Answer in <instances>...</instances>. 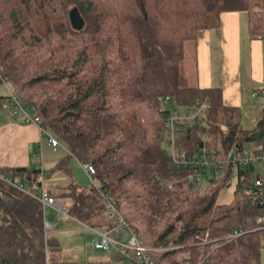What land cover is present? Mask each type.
Masks as SVG:
<instances>
[{
    "label": "trees",
    "instance_id": "obj_1",
    "mask_svg": "<svg viewBox=\"0 0 264 264\" xmlns=\"http://www.w3.org/2000/svg\"><path fill=\"white\" fill-rule=\"evenodd\" d=\"M74 8L82 31L71 26ZM263 9L264 0H0V87L11 92L0 107L13 94L34 111L68 149L57 167L66 175L73 159L96 171V187L51 192L70 218L105 228L109 197L155 264H260L262 208L243 190L262 178L252 163L264 154V115L243 130L222 92L189 85L182 63L186 44L223 13L247 12L252 36L262 35ZM206 101L204 120L183 126L179 139L188 157L206 146L222 167L200 190L189 180L194 168L174 164L168 127L173 112ZM44 175L0 168V264H65L36 198ZM233 178V201L218 203ZM236 231L245 235L231 238Z\"/></svg>",
    "mask_w": 264,
    "mask_h": 264
},
{
    "label": "crops",
    "instance_id": "obj_2",
    "mask_svg": "<svg viewBox=\"0 0 264 264\" xmlns=\"http://www.w3.org/2000/svg\"><path fill=\"white\" fill-rule=\"evenodd\" d=\"M191 46L194 63L187 83L200 89L220 90L223 107L235 112L240 127L246 131L254 130L264 115V33L252 36L247 12H226L221 14L217 28L200 31ZM67 155L69 152L64 149L54 150L41 126L26 124L22 112L13 116L7 108L0 107V168L43 170L50 194L72 183L85 189L96 187L94 177L77 159L70 162L72 176L57 168ZM258 162L257 171L253 166L254 177L264 178V160ZM217 172L210 174V178ZM86 175L91 181L90 186L83 182ZM43 208L50 235L60 239L62 244L65 264H79L81 259L82 264H126L114 253L94 251L91 238L82 232L80 222L64 215V220L58 217V223L53 224L47 217L49 210L59 213L51 207ZM105 216L104 227L107 228L115 219L106 212ZM75 224L77 231L72 230ZM117 230L129 239L125 228L118 227ZM75 232L80 237H74ZM263 245L260 264H264Z\"/></svg>",
    "mask_w": 264,
    "mask_h": 264
},
{
    "label": "built area",
    "instance_id": "obj_3",
    "mask_svg": "<svg viewBox=\"0 0 264 264\" xmlns=\"http://www.w3.org/2000/svg\"><path fill=\"white\" fill-rule=\"evenodd\" d=\"M11 97V105L5 106L11 115L14 116L17 115L18 112H22L25 116L26 124L41 126V121L39 117L34 114L33 110L27 109V107L20 103L18 98L13 94H11ZM208 104V101L204 103L198 102L195 106L186 108L183 113L175 111L169 117L168 129L171 133V139L168 143L169 154L173 157L174 164L177 166L194 168V173L189 177V180L192 182L201 181L205 173H211L217 168L222 169V167H219L211 157L215 154V151H210L206 146L200 148L198 152L191 157H188L184 151H180V148L182 150V147L180 146L181 143L179 142V139L182 136L183 126L194 125V123L204 120L206 111L209 107ZM47 137L54 150L64 149L69 152L55 136L47 133ZM208 139V134H205L204 140L206 141ZM244 154L245 159H243V162L247 163L251 158L249 156L247 157L246 151ZM236 158L237 157L234 156V152H230L227 163L235 162ZM255 159L264 160V154ZM84 167L86 172L91 177L95 176L96 171L93 166L87 165ZM19 188L22 189V187ZM243 192L252 202H259L262 208V213L258 219L260 224L258 229L264 230V178L254 180L253 186L245 188ZM36 198L42 203L43 207H51L59 214L69 217L65 201L51 196L49 184L45 175L42 179L41 192L38 196H36ZM105 208L108 215L117 218V225L115 227L111 229H97L81 223L83 229L82 232L85 235H89L91 238V248L94 251L114 253L118 258L123 259L126 264H155L150 256L151 250L143 246L142 242L131 229L128 222L119 215L116 201L112 198L106 197ZM49 227L50 226L46 225L47 229ZM118 227L125 228L127 230L129 235L128 240H126L125 235L118 232ZM243 235H245L244 231H236L231 238H238Z\"/></svg>",
    "mask_w": 264,
    "mask_h": 264
},
{
    "label": "rangeland",
    "instance_id": "obj_4",
    "mask_svg": "<svg viewBox=\"0 0 264 264\" xmlns=\"http://www.w3.org/2000/svg\"><path fill=\"white\" fill-rule=\"evenodd\" d=\"M193 44V42L187 43L185 46V51H184V60L182 63V68L185 70V75L186 78L188 79V81H190V76L192 74V70H193V63H194V58H193V54L191 53V49L190 46ZM192 47V46H191ZM0 94L2 96H8L10 94V90L7 86L2 85L0 87ZM167 108H170V105H167ZM183 109H180V111H182ZM184 112V111H183ZM255 163H252L253 166L255 167V170L257 171V167L259 165V162L254 161ZM255 171L252 172V177L255 175L254 173ZM218 173V172H217ZM220 174V172L218 174H216V176L218 177ZM216 176L214 178H216ZM85 180L83 181L85 185L90 186L91 185V181L89 180L88 176L86 175ZM210 175L208 176H203L201 182L197 183L194 185V187H197L200 190H206V188L208 187L209 183H210ZM236 185H237V178H233L230 185L228 187H225L224 189L221 190L219 199H218V203L220 204H228L231 203L234 199V195H235V191H236ZM48 220L51 221L53 224H57L58 221V217L62 218L64 220V215L61 214H57L55 212H51L49 210L48 212ZM64 222V221H63ZM74 225V224H73ZM73 231H77L78 230V226L75 224V226L72 227ZM76 234V235H75ZM75 234H73L74 237H80L78 235L77 232H75ZM262 239V237H261ZM264 244V237L262 239V245ZM264 246V245H263ZM66 247V246H65ZM69 247V246H68ZM73 253V252H71ZM79 264L83 263V260H78Z\"/></svg>",
    "mask_w": 264,
    "mask_h": 264
},
{
    "label": "water",
    "instance_id": "obj_5",
    "mask_svg": "<svg viewBox=\"0 0 264 264\" xmlns=\"http://www.w3.org/2000/svg\"><path fill=\"white\" fill-rule=\"evenodd\" d=\"M69 19L74 30L82 31L85 28V20L78 8H74L69 12Z\"/></svg>",
    "mask_w": 264,
    "mask_h": 264
}]
</instances>
